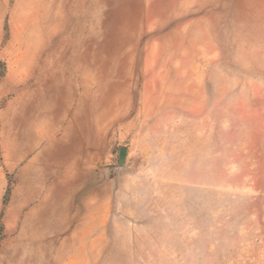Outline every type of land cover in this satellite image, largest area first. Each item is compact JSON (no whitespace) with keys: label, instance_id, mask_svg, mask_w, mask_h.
I'll list each match as a JSON object with an SVG mask.
<instances>
[{"label":"rangeland","instance_id":"obj_1","mask_svg":"<svg viewBox=\"0 0 264 264\" xmlns=\"http://www.w3.org/2000/svg\"><path fill=\"white\" fill-rule=\"evenodd\" d=\"M0 264H264V0H0Z\"/></svg>","mask_w":264,"mask_h":264},{"label":"water","instance_id":"obj_2","mask_svg":"<svg viewBox=\"0 0 264 264\" xmlns=\"http://www.w3.org/2000/svg\"><path fill=\"white\" fill-rule=\"evenodd\" d=\"M123 154H124V151L120 150L119 156H123Z\"/></svg>","mask_w":264,"mask_h":264}]
</instances>
